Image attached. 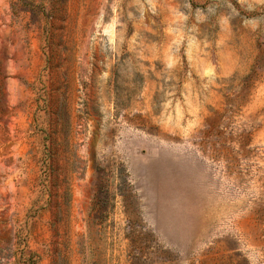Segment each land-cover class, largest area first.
<instances>
[{
	"label": "rangeland",
	"instance_id": "rangeland-1",
	"mask_svg": "<svg viewBox=\"0 0 264 264\" xmlns=\"http://www.w3.org/2000/svg\"><path fill=\"white\" fill-rule=\"evenodd\" d=\"M0 264H264V0H0Z\"/></svg>",
	"mask_w": 264,
	"mask_h": 264
}]
</instances>
